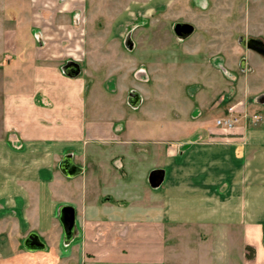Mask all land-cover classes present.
I'll return each instance as SVG.
<instances>
[{"label": "crops", "instance_id": "1", "mask_svg": "<svg viewBox=\"0 0 264 264\" xmlns=\"http://www.w3.org/2000/svg\"><path fill=\"white\" fill-rule=\"evenodd\" d=\"M28 1L33 45L0 41L11 55L0 60V264H264V121L225 130L198 107L144 109L142 118L120 108L95 73L116 49L135 52L131 35L98 39L87 0ZM64 206L76 212L69 242ZM33 233L44 250L25 249Z\"/></svg>", "mask_w": 264, "mask_h": 264}, {"label": "rangeland", "instance_id": "2", "mask_svg": "<svg viewBox=\"0 0 264 264\" xmlns=\"http://www.w3.org/2000/svg\"><path fill=\"white\" fill-rule=\"evenodd\" d=\"M36 2L33 0L34 7ZM204 2L87 0L88 23L102 24L98 39L113 38L121 43L129 33L135 43L134 53L127 56L116 49L114 62L104 65V72L95 73L106 88L114 91L110 100L116 99L120 108L137 112L140 118L144 109L159 114L176 104L179 110L186 107L189 112L198 107L201 119L213 127H217L216 120L225 116L229 107L243 103L249 113L261 115L264 121V58L262 61V55L254 58L256 52L238 43L239 37L264 43V0H207L208 6L203 9ZM29 9L28 0H0L1 42L6 40L9 44L11 38L17 37L19 44L33 45ZM178 23L192 25L194 32L188 37H179L174 31ZM10 56L0 50L1 61ZM242 59L246 63L244 67L239 63ZM3 65L0 63V69ZM138 70L146 71L147 82L137 79ZM102 76L109 78L102 80ZM236 98L243 102L237 104ZM39 229L45 232L46 226L41 225ZM203 242H208L209 248L212 246L210 239ZM20 243L19 240V246ZM170 243L173 241L167 234L168 251ZM182 244L186 241L179 240L178 246ZM83 258L86 261L90 257L86 254Z\"/></svg>", "mask_w": 264, "mask_h": 264}, {"label": "water", "instance_id": "3", "mask_svg": "<svg viewBox=\"0 0 264 264\" xmlns=\"http://www.w3.org/2000/svg\"><path fill=\"white\" fill-rule=\"evenodd\" d=\"M193 26L190 24L179 23L175 26V33L179 37H188L193 33ZM240 43L242 45H246L249 50H252L259 55L264 57V43L259 39H248L247 41H243L240 39ZM65 174L67 176H74L78 172V168L72 164L64 165ZM162 172H154L150 176V184L153 188H157L162 183ZM60 222L63 226L65 239L67 242L73 239V235L75 233L76 227V212L72 206H64L60 211ZM24 247L27 251H42L45 249V245L40 240L37 234H31L24 242Z\"/></svg>", "mask_w": 264, "mask_h": 264}, {"label": "built area", "instance_id": "4", "mask_svg": "<svg viewBox=\"0 0 264 264\" xmlns=\"http://www.w3.org/2000/svg\"><path fill=\"white\" fill-rule=\"evenodd\" d=\"M262 121L261 115L257 113L251 114L245 107L231 106L228 108L225 116L216 121V125L225 130H233L243 122L245 124L250 123L256 127Z\"/></svg>", "mask_w": 264, "mask_h": 264}, {"label": "trees", "instance_id": "5", "mask_svg": "<svg viewBox=\"0 0 264 264\" xmlns=\"http://www.w3.org/2000/svg\"><path fill=\"white\" fill-rule=\"evenodd\" d=\"M246 250L248 252L247 253V259H253L254 255H255V251L250 247H248Z\"/></svg>", "mask_w": 264, "mask_h": 264}]
</instances>
